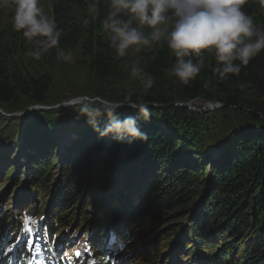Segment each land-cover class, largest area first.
Returning a JSON list of instances; mask_svg holds the SVG:
<instances>
[{"label": "trees", "instance_id": "obj_1", "mask_svg": "<svg viewBox=\"0 0 264 264\" xmlns=\"http://www.w3.org/2000/svg\"><path fill=\"white\" fill-rule=\"evenodd\" d=\"M39 6L62 30L60 43L41 57L42 68L20 65L16 55L27 54L33 45L13 29L11 13L0 10V119L13 133L9 141L0 137V160L16 153L25 161V184L15 164L6 170V176L14 173V188L23 187L14 207L0 211V243L24 236L25 220L36 217L35 206L16 214L35 199L30 185L42 187L44 196L53 180L39 218L42 236L50 240L54 235L58 241L52 244L59 246L77 230L94 227L91 244L98 264H131L133 258L142 264H264V51L239 75L224 79L215 71L214 54L204 51V67L184 85L170 71L176 58L166 43L142 47L136 60L146 81L97 92L109 103H126L124 97L130 96L149 108L147 120L129 105L116 110L115 118L134 117L146 137L125 134L117 142L114 133L101 137L80 113L81 106L14 115L54 103L52 71L61 54L71 55L98 82L112 84L135 51L117 57L109 47L101 30L107 0H39ZM242 10L264 29L260 0H246ZM150 31L144 28L145 34ZM192 59L195 63L200 57ZM148 79L153 83L146 88ZM196 99L220 107L193 112L182 105ZM235 112L240 120L228 126ZM107 121L100 118L98 126ZM58 132L72 136L61 144ZM55 164L60 172L53 179ZM127 237L123 249L114 250Z\"/></svg>", "mask_w": 264, "mask_h": 264}, {"label": "clouds", "instance_id": "obj_2", "mask_svg": "<svg viewBox=\"0 0 264 264\" xmlns=\"http://www.w3.org/2000/svg\"><path fill=\"white\" fill-rule=\"evenodd\" d=\"M107 3L101 30L115 55L125 57L130 48L139 51L144 46L164 42L176 58L170 71L184 85L194 80L204 67V51L214 54L219 65L215 71L221 79L229 73L239 75L242 66L264 51V29L258 28L242 10L246 0H107ZM260 3L264 5V0ZM0 10L11 13L13 29L22 31L25 40L33 45L27 53L33 59L40 60L60 43L62 30L55 18L39 6V0H0ZM146 26L151 29L148 34L144 32ZM193 56L200 59L194 63ZM139 72L136 67L131 69L133 76ZM152 83L148 79L145 87H151ZM124 102L137 108L145 120L150 118L145 103L132 101L130 96H125ZM122 106L120 101L109 107L82 105L80 113L101 137L114 133L117 142H123L125 134L146 138L134 117L115 118L116 110ZM104 116L108 121L101 129L98 120Z\"/></svg>", "mask_w": 264, "mask_h": 264}, {"label": "rangeland", "instance_id": "obj_3", "mask_svg": "<svg viewBox=\"0 0 264 264\" xmlns=\"http://www.w3.org/2000/svg\"><path fill=\"white\" fill-rule=\"evenodd\" d=\"M62 55V56H61ZM60 61L57 63V66L53 69V77H54V87L52 90L51 97L53 96L55 98V101L53 104H47L43 105L41 108L48 113L52 111V109H66V111H71L77 106H82L85 104L88 105V103H97L99 107H109L111 103L108 101L101 99L97 92L99 90L103 89L104 87L108 86L111 88L116 89L117 87H128L131 85H140L143 82L146 81V76L140 71L138 76H133L131 74V69L133 67L138 68V63L136 60V51H133L126 59L124 64L122 65L118 77L115 79V81L111 83L106 82H98L93 74L85 67L79 65L71 55L69 56H63L61 54ZM16 59L20 63V65L23 68H42L43 63L40 60H35L31 56L27 54H17ZM173 83L171 81H168L166 85V89L169 92V94H172L173 92ZM210 102L203 101L201 99H196L190 101V104H182L186 108L190 110L189 107L195 108V107H201L203 104H207ZM212 103H210V107H212ZM33 107V106H32ZM205 107V106H203ZM217 107V106H216ZM262 107L264 108V99L262 101ZM191 111V110H190ZM209 111V110H206ZM202 111V112H206ZM22 113V112H21ZM68 112H65V114ZM63 113L64 117H67ZM7 116L10 114H6ZM237 112L232 113L229 120H232V122H228V126L233 125V123L240 120ZM235 120V121H233ZM4 120L0 119V137L5 138L6 140H10L13 136L12 130L7 128L6 126H2L4 124ZM231 123V124H230ZM2 126V127H1ZM64 130H62L63 132ZM221 131V130H220ZM219 133V132H218ZM59 139L61 144H65L67 140L65 138L71 137L72 133H64L58 132ZM60 144V145H61ZM61 146L58 148V151ZM18 153V152H17ZM22 159V156L15 153H12L11 155H7L4 159L0 160V169L3 170V172L0 175V211L2 212L6 206L9 205L8 210H11L14 207V201L17 198V193L19 192V188L23 186H18L17 188H14L16 186V183L13 184V179L10 178L14 173L10 176H6V170L10 169V165H14L15 169L18 168L20 170L19 180H22V182L25 181V170H24V162ZM52 173L51 177L53 179L59 174L60 170L58 167V164H55L52 166ZM52 183L53 180L50 182L49 186L46 187L44 196H42V187L40 189L33 188V185H30L32 190H34L35 193V199L31 201V205H26L25 207H21V210H19L16 214H25L28 213L32 207L35 206V218L27 217L25 222L28 225V229L31 228L33 235L37 234V231L39 233L41 232L42 228L38 227L39 224H37V220L43 215L42 207L43 205L47 204L50 199L49 192L52 189ZM13 184V185H12ZM25 184V182H24ZM22 185V184H21ZM51 186V187H50ZM42 196V197H41ZM26 198H22V201H25ZM29 204V203H28ZM36 219V220H35ZM28 234V232L26 231ZM95 234V231L92 227L88 228L86 231L77 230V232L72 233L70 235V242L67 244L62 245L59 249L61 250L60 256L61 258H73L75 256L74 252L78 251L77 249L85 250L83 252V256H86L89 254V246L91 237ZM29 236V234H28ZM54 235H50V239H53ZM130 237H127L123 242L125 243L126 240H128ZM55 240V239H53ZM55 241H58L55 240ZM123 245V244H122ZM118 247L115 249L116 251H121L123 249V246ZM67 248V251L64 252V250ZM125 251H122L124 254ZM131 264H142L141 262H137V258H133L129 260Z\"/></svg>", "mask_w": 264, "mask_h": 264}, {"label": "snow or ice", "instance_id": "obj_4", "mask_svg": "<svg viewBox=\"0 0 264 264\" xmlns=\"http://www.w3.org/2000/svg\"><path fill=\"white\" fill-rule=\"evenodd\" d=\"M27 232L29 234V238L25 243V251L33 252V253L41 252L43 250L40 246L41 241H43L45 245L47 244V241L44 240V237L39 234V231H37V234L33 235L32 229L29 228L27 229ZM21 239H23V237L18 236L16 241L12 244V246L7 248L8 264H13L11 253L14 251V249L19 244ZM0 255H5L3 249H0ZM27 264H31V261H27Z\"/></svg>", "mask_w": 264, "mask_h": 264}, {"label": "built area", "instance_id": "obj_5", "mask_svg": "<svg viewBox=\"0 0 264 264\" xmlns=\"http://www.w3.org/2000/svg\"><path fill=\"white\" fill-rule=\"evenodd\" d=\"M63 56H66V55H63ZM207 102H210V101H207ZM210 103H212V105H214L211 108H209L210 107ZM210 103L203 104V106H205V107L202 106V108L201 107H195V108L189 107V108L193 112H202V111H206V110H213L215 108H219L220 107V104L218 102H210ZM189 104H190V102H188V105Z\"/></svg>", "mask_w": 264, "mask_h": 264}, {"label": "water", "instance_id": "obj_6", "mask_svg": "<svg viewBox=\"0 0 264 264\" xmlns=\"http://www.w3.org/2000/svg\"><path fill=\"white\" fill-rule=\"evenodd\" d=\"M123 105H128V103H122ZM42 106H36V105H34L33 107H30V108H27L26 110H24L22 113L21 112H18V113H15L14 115H18V116H21V115H23V114H25V113H27L28 111H30V110H33V109H42L41 108Z\"/></svg>", "mask_w": 264, "mask_h": 264}, {"label": "bare ground", "instance_id": "obj_7", "mask_svg": "<svg viewBox=\"0 0 264 264\" xmlns=\"http://www.w3.org/2000/svg\"><path fill=\"white\" fill-rule=\"evenodd\" d=\"M209 108H211V107H209Z\"/></svg>", "mask_w": 264, "mask_h": 264}]
</instances>
